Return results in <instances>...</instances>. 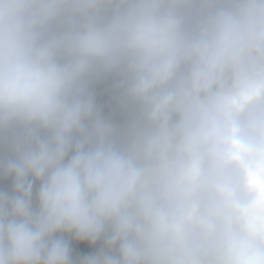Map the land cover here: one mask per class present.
<instances>
[{
	"label": "clouds",
	"instance_id": "1",
	"mask_svg": "<svg viewBox=\"0 0 264 264\" xmlns=\"http://www.w3.org/2000/svg\"><path fill=\"white\" fill-rule=\"evenodd\" d=\"M0 264H264V0H0Z\"/></svg>",
	"mask_w": 264,
	"mask_h": 264
}]
</instances>
